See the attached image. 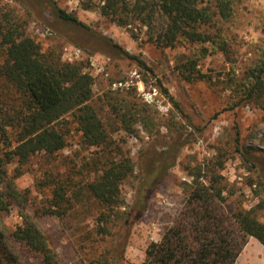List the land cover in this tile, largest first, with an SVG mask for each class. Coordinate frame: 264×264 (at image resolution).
<instances>
[{
    "label": "rangeland",
    "instance_id": "374dc122",
    "mask_svg": "<svg viewBox=\"0 0 264 264\" xmlns=\"http://www.w3.org/2000/svg\"><path fill=\"white\" fill-rule=\"evenodd\" d=\"M51 1L121 49L93 50L96 45L77 36L71 24L36 9L33 0H0V15L11 14L42 51H51L61 61L79 62L92 75L89 104L109 136L106 151L88 147L74 118L67 116L58 124L66 135V147L52 157L40 154L20 167L16 185L28 190L30 210L48 205L52 186L41 187L43 179L54 184L74 176L81 187V201L64 220L53 215L37 218L60 264H141L149 243L161 239L183 207L198 169L204 180L222 176L227 211L252 209L264 223V114L245 100L232 107L240 96L229 81L233 75L242 78L264 54V0H234L230 18L217 23L214 30L226 41V53L210 43L183 40L173 47L157 46L146 27L119 26L100 15L97 0L90 8L83 7L85 0ZM191 59L205 78L185 79L184 64ZM132 103L145 106L149 114L144 118L146 127L134 114L127 132L115 109ZM174 140L181 145L176 156L169 150ZM117 151L135 162V170L121 184L125 204L112 209L110 233L105 234L99 230L102 207L86 183ZM17 166L13 162L9 169L14 172ZM136 208L139 215L133 219ZM20 222L16 206L0 211L4 232ZM20 259V264H43L40 255L21 254ZM233 264H264L263 245L249 236Z\"/></svg>",
    "mask_w": 264,
    "mask_h": 264
},
{
    "label": "trees",
    "instance_id": "16d2710c",
    "mask_svg": "<svg viewBox=\"0 0 264 264\" xmlns=\"http://www.w3.org/2000/svg\"><path fill=\"white\" fill-rule=\"evenodd\" d=\"M233 1L97 0L96 7L100 15L116 25L137 23L146 27L150 40L157 46L173 47L183 40L210 43L214 49L226 53V41L215 28L219 21H226L232 15ZM33 3L36 9L48 10L54 18L71 24L77 36L96 45L93 50H121L112 39L93 31L51 0H33ZM93 5V0H85L83 7ZM129 56L144 65L139 57ZM184 66L188 72L185 79L206 77L196 69L195 59ZM181 70L184 74L185 69ZM229 81L240 96L232 107L245 100L257 105L264 114V54L242 78L233 75ZM92 84V75L83 70L81 63L61 61L51 51H42L11 14L0 15V211L16 206L21 217L12 231L6 233L0 229V264H20L21 254L40 255L43 264H60L37 218L53 215L64 220L68 217L81 201L78 181L74 176L59 179L54 184L46 179L39 181L41 187L52 186L48 205L30 210L28 190H19L16 179L21 174L20 167L32 158L40 154L52 157L66 147V135L58 124L67 116L74 118L86 146L101 147L103 151L109 148L108 133L89 104ZM173 104L177 107L175 101ZM115 111L122 130L130 131L134 114L146 127L144 118L149 111L145 106L132 103ZM180 146L173 141V148L169 149L174 151L173 156ZM13 162L18 166L11 172L9 165ZM99 170L86 187L102 207L98 216L102 223L99 230L107 234L112 209L125 204L121 184L134 174L135 162L117 151ZM200 170L173 223L159 241L149 243L141 264H233L249 236L264 247V223L256 218L252 209L227 211L223 207L222 176L213 174L204 180ZM132 214L133 219L139 215L137 208Z\"/></svg>",
    "mask_w": 264,
    "mask_h": 264
}]
</instances>
